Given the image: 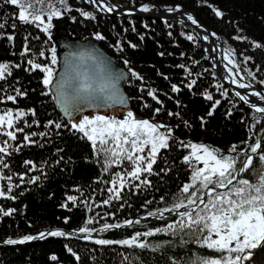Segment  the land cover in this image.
<instances>
[{
	"label": "trees",
	"instance_id": "obj_1",
	"mask_svg": "<svg viewBox=\"0 0 264 264\" xmlns=\"http://www.w3.org/2000/svg\"><path fill=\"white\" fill-rule=\"evenodd\" d=\"M109 1L118 8L135 9L146 5V13L156 11L158 6L169 9L175 5L194 12L202 24L219 35L224 58L231 69L247 84L264 90L261 83L264 81V0ZM49 2L61 13L59 17H53L51 26L63 28L71 37L81 40L97 35L104 37L98 40L100 46L130 73L125 91L134 108L132 112L152 123L170 125L173 137L169 140V147L160 150L153 165V172L157 174L145 172L141 176V180L147 179L150 184L126 179L121 198H113L109 204H103L112 195L107 191L111 187L107 182L113 179V173L130 169L132 165L124 161L123 167L113 166L104 171L103 156L97 157L87 137L72 129V123L65 121L55 108L49 90L42 83L44 73L30 70L28 60L32 59L36 63L50 65L55 72L56 64L51 63V48L55 47L51 36L41 31L43 24L38 26L36 23L20 22L15 18L18 10L0 0V24H3L0 27V64L9 65L11 72L0 80V115L9 110L13 113V128L9 129L5 124L0 128V133L13 131L16 135L13 141L0 134V145L7 140L10 153L4 157L8 168L0 166V174L12 176L10 195L15 198H0V207L15 210L11 216L0 213V264H171L172 259L186 264L194 254L219 255L192 243L180 246L179 236L173 238L162 234L141 237L150 245L161 244L156 251L117 244L101 246L93 242L95 239L130 238L137 231L147 230L141 225L94 231L90 239L77 230L92 217L95 220L88 227L99 229L105 223L136 220L146 216L147 211L171 204L173 195L190 181L191 176V168L182 162L190 149L185 148L181 141L203 143L223 152H227L233 144L243 147L242 142L249 140V137L252 138L249 143H254L257 138L264 141V113L245 108L217 79L216 72L206 59L199 34L190 26L153 18H101L79 0H66L65 4L59 3V0H46L42 6L45 23H48ZM213 8L220 10L223 16H216ZM81 12L91 13L94 19L85 18ZM188 36L193 39L189 40ZM256 44L261 46L256 47ZM25 46L29 52L21 55ZM41 52L44 53L43 57L40 56ZM133 71L142 79L132 76ZM193 80L196 83L189 88ZM172 85H176L179 91H173ZM17 90L24 95L18 96ZM149 91L155 92L163 106L148 95ZM225 91L227 96L223 95ZM45 92L48 94L45 95ZM206 95H211L212 100L206 99ZM8 96L16 97L15 102L8 100ZM216 101L219 104H215ZM146 104L148 107H145ZM157 108L161 109L159 114L154 111ZM210 111L212 115H208ZM16 112L25 115L16 119ZM169 112L179 113V116H169ZM184 121L190 127H186ZM57 123L62 127L57 129ZM41 133L44 135L41 136ZM25 135L35 143L25 141ZM261 151H264V147ZM26 161L31 164L26 165ZM259 168L260 161L254 158L252 167L241 178L255 182L253 170ZM20 175L24 176L23 180ZM34 177L38 179L30 183ZM7 186L6 179L0 180V188L6 193ZM68 196L77 197L75 203L69 201ZM161 197L164 203L160 202ZM85 200L87 207L82 203ZM149 200L151 204L146 203ZM65 218L68 219L67 223L64 222ZM175 218L172 215L167 220L149 217L142 220V225L146 224L148 228L163 227ZM52 229L62 230L69 235L47 236L16 245L4 243L10 238L35 236ZM252 252L253 256L246 264H264V245ZM73 253L80 257L79 261Z\"/></svg>",
	"mask_w": 264,
	"mask_h": 264
},
{
	"label": "snow or ice",
	"instance_id": "obj_2",
	"mask_svg": "<svg viewBox=\"0 0 264 264\" xmlns=\"http://www.w3.org/2000/svg\"><path fill=\"white\" fill-rule=\"evenodd\" d=\"M14 6L18 11L15 18L20 22L36 23L38 26L43 24L44 27L41 31L47 33L51 27V20L53 17H59L61 13L55 10L54 5L48 3L50 11L47 13L48 23L44 21L42 6L46 0H4ZM90 3H95L96 0H89ZM59 3L65 4L66 0H59ZM112 11L111 7L106 9ZM141 11H148L147 6H143ZM172 11V9H169ZM215 15L222 17L223 13L213 8ZM85 18H93L91 13L81 12ZM188 19L193 24L197 21L191 15ZM15 25H13L14 27ZM3 27V24H0ZM97 40L104 39L103 36L97 35ZM192 40V36L187 37ZM12 39V37H9ZM143 39V37H141ZM234 39H245L244 37H234ZM135 47V45H131ZM256 47L261 45L256 44ZM29 52L27 46L21 55ZM56 49L51 48V63L56 64ZM162 55V54H161ZM40 56L43 57L44 53L41 52ZM93 60V65L84 68L78 60L82 57L74 53H69L65 57L64 73L58 78H55L53 67L50 65H42L36 63L34 60L29 59L28 64L30 70H38L44 73L43 85L45 89H52L53 98L57 101L58 105L66 116L71 118L74 113L82 112L86 107H111L115 104H125V99L120 95L117 87V81L123 78V73L117 75L102 74L95 70L96 57H89ZM246 60L249 58H245ZM232 63L231 60H229ZM127 61L125 64L127 65ZM181 67H184L181 65ZM233 67H236L233 64ZM6 74L10 75V66L7 64H0V80L5 79ZM255 78L253 73H249ZM131 75L136 79H142L134 71ZM167 79V77H165ZM55 80V83H54ZM196 82L193 80L189 83L188 87L191 88ZM238 88H248L251 85L244 83H237ZM264 84V81H261ZM172 90L179 91L176 85H172ZM45 95L48 93L45 92ZM17 95H24L17 90ZM148 95L156 100L158 104L162 102L158 100L154 91H149ZM223 95L227 96L225 91ZM237 97L245 104L249 101L247 97L241 95L239 92L235 93ZM253 96L259 95L256 92L252 93ZM206 99L212 100L211 95H206ZM8 100L15 102L16 97L8 96ZM215 104H219L216 101ZM145 107H148L146 104ZM213 106V110L214 111ZM250 107H255L250 105ZM160 108L155 109V113L159 114ZM212 111L208 115H212ZM255 112L264 113V107H255ZM35 115V112H32ZM231 113H229L230 115ZM25 115L23 112H16L15 118L19 119ZM169 116H179V113H168ZM255 119V118H254ZM257 123L260 121L257 119ZM52 123L51 121L49 122ZM203 125L204 120L201 118ZM7 125V128H13V113L11 110L0 115V128ZM186 127H190L187 121H184ZM57 129L62 125L55 124ZM71 128L83 134L84 137L91 142L93 152L97 157L103 156L104 171L107 172L109 168L123 167L124 161H128L132 167L124 169L122 172L113 173V179L107 183L111 187L107 191L112 194L109 200H104L103 204H109L111 199L119 200L120 193L125 187L124 181L126 179L133 181H140L142 184H150L147 179L141 180L143 173L157 174L153 172V165L157 162V156L161 149L169 147V140L173 137V129L170 125L152 123L147 119H136L132 111H128L124 119L117 120L109 118L104 115H95L89 117L83 116L79 122L71 124ZM16 131H23V129H16ZM6 135L10 140H16V135L13 131H6L0 133ZM31 135H36L32 133ZM41 136L44 134L41 133ZM25 141L35 143L30 140V136L25 135ZM249 140L243 141L244 145L233 144L227 152H223L218 148H212L203 143H194L181 141L180 143L190 149V153L183 157V163L189 165L191 168L190 181L184 183L179 188L178 192L173 195L172 203L163 208H158L154 211H147V215L136 220H125L122 223H105L99 229L89 228L88 225L92 224L95 220L94 217L89 218L85 225L77 231L85 234V238L90 239L94 231L104 232L110 229H120L123 227L132 228L137 225L145 227L146 231H137L130 238L122 240H109V239H95L93 242L96 245H113L117 244L127 248L137 249H150L152 251L158 250L162 245H150L146 239L142 240L141 237H153L158 234L171 236L173 238L180 237V246H185L189 243L196 245L199 248L207 249L210 252L218 253L217 256H200L194 254L186 264H246L250 261L253 252L252 250L264 245V141L257 138L254 143H249ZM8 141H4L0 145V166L8 168L5 163L4 157L10 155L8 152ZM19 151V148L15 149ZM254 158L260 161V168L253 170L256 176L255 182L246 178H241L242 174L247 173L252 167ZM25 164H31L26 161ZM240 165L237 167V165ZM202 165V167L200 166ZM35 166L33 165V169ZM167 171V169H161ZM7 180V193L0 188V198L15 199L10 195L12 192V176L5 177L0 174V180ZM23 180L24 176L20 175ZM38 177L32 178L29 182L34 183ZM17 187L19 185H16ZM138 187V185H133ZM80 191V189H76ZM81 195L83 193L81 192ZM67 199L75 203L77 197L68 196ZM161 203H164V198L161 197ZM85 206H88L87 201H82ZM151 204L152 201H147ZM99 207L100 205H96ZM66 207V205H65ZM14 209L5 210L0 207V213L3 216H11ZM166 213L175 216L174 220H170L163 227L148 228L146 224L142 225V220H147L149 217L157 220H167ZM65 223L68 219L65 218ZM98 222V221H97ZM69 235L62 230L52 229L46 232H39L37 235H26L19 239H7L5 244L16 245L24 244L28 241L35 239H43L47 236L63 237ZM184 237H188L185 239ZM168 243H171L169 241ZM71 252V249H69ZM77 261L80 257L73 253ZM56 259V257H52ZM127 259V258H125ZM171 264H182L181 261L172 259Z\"/></svg>",
	"mask_w": 264,
	"mask_h": 264
},
{
	"label": "water",
	"instance_id": "obj_3",
	"mask_svg": "<svg viewBox=\"0 0 264 264\" xmlns=\"http://www.w3.org/2000/svg\"><path fill=\"white\" fill-rule=\"evenodd\" d=\"M82 5L86 6L92 13H94L97 17H130V18H153L159 19L168 23L190 26L194 29L199 35L201 44L206 53V59L211 66V68L216 72L217 79L225 86L228 91L242 104L246 105L248 108L254 109L255 107H264V90L257 87L251 88H238L235 83H233L232 78H238L236 76V71H234V76L229 75L226 71L225 65L226 61L223 56V45L222 41L214 31L210 28L202 24L197 18L194 12L188 11L179 5H175L172 8V11L169 9H164L161 6H158L156 11L152 12H144L141 11L140 7L138 8H118L112 6L108 0H96V2L90 3L89 0H79ZM105 4L106 8H104L101 4ZM111 7L112 11H107L106 9ZM191 15L194 20L197 21V24H193L191 20L188 19V16ZM51 40L56 49V70L54 72L55 78L58 79L65 71V57L69 53H74L79 57H82L81 60H78L77 63H80L84 68H87L89 65H93V60L89 57H96L95 61V70L97 72H101L102 74H112L117 75L119 73H123V78L117 81V87L119 89L120 95L125 99L126 103L115 104L111 107H86L80 113H74L71 118L66 116L57 101L53 98L52 89H48L49 93L52 97L53 103L59 114L62 118L68 123L78 122L83 116H92V115H111V114H119L126 113L128 111H134L132 104L129 101L128 95L125 91V84L130 78L129 71L119 65L116 59L110 55L107 51H105L101 46L97 39L93 37L86 38L84 40L73 38L68 33L67 30L55 27L54 31L51 35ZM239 79V78H238ZM55 83V80H54ZM256 92L259 95L255 96V99L252 98L248 104H245L243 101L239 99L235 95V93L239 92ZM257 99V100H256ZM253 105L255 107H250ZM263 140V138L261 139ZM167 217L170 214H165ZM151 218V217H150ZM78 236V234H75Z\"/></svg>",
	"mask_w": 264,
	"mask_h": 264
},
{
	"label": "rangeland",
	"instance_id": "obj_4",
	"mask_svg": "<svg viewBox=\"0 0 264 264\" xmlns=\"http://www.w3.org/2000/svg\"><path fill=\"white\" fill-rule=\"evenodd\" d=\"M109 1V0H108ZM110 2V1H109ZM110 4H111V2H110ZM112 5V4H111ZM112 6H114V5H112ZM146 6V5H145ZM162 7V6H161ZM140 8H142V7H140ZM162 8H164V7H162ZM164 9H166V8H164ZM145 12V11H144ZM54 26H51L50 27V29H49V31H48V33H49V35L51 36L52 35V33H53V31H54ZM199 37H200V35H199ZM223 56H224V54H223ZM225 59V58H224ZM225 61H226V59H225ZM226 66H228L227 68H228V70H227V68H226ZM225 68H226V71L228 72V74L229 75H232V76H234V71L235 70H232L231 69V65H229L228 63H227V61H226V65H225ZM236 76L242 81V83H244V84H247L246 82H244L240 77H239V75H238V73H236ZM249 85V84H248ZM251 87H256V86H251ZM251 87H248V88H251ZM244 105V104H243ZM245 106V108H248L246 105H244ZM251 109V108H250ZM251 110H254V109H251ZM255 111V110H254ZM134 114V116L136 117V119H144L143 117H141V116H139V115H137V114H135V113H133ZM126 115H127V112L126 113H119V114H111V115H106V117H109V118H115V119H117V120H120V119H124L125 117H126ZM93 116H95V115H92V116H90V117H93ZM82 119V118H81ZM80 120V119H79ZM79 122V121H78ZM201 167H202V165H200Z\"/></svg>",
	"mask_w": 264,
	"mask_h": 264
},
{
	"label": "bare ground",
	"instance_id": "obj_5",
	"mask_svg": "<svg viewBox=\"0 0 264 264\" xmlns=\"http://www.w3.org/2000/svg\"><path fill=\"white\" fill-rule=\"evenodd\" d=\"M104 8H106L105 4H101ZM84 6V5H83ZM86 7V6H85ZM233 80H235L237 83H242V81L238 78H232ZM236 84V83H235ZM237 85V84H236ZM253 92L251 91H247V92H242L240 93L241 95H244L245 97H247L248 101L250 102L252 98L255 99V96L252 95ZM257 100V99H256Z\"/></svg>",
	"mask_w": 264,
	"mask_h": 264
}]
</instances>
